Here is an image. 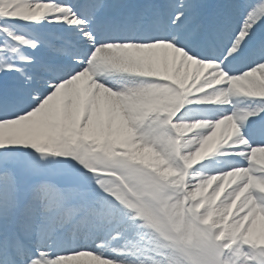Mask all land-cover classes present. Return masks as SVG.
<instances>
[{
	"label": "snow or ice",
	"instance_id": "1",
	"mask_svg": "<svg viewBox=\"0 0 264 264\" xmlns=\"http://www.w3.org/2000/svg\"><path fill=\"white\" fill-rule=\"evenodd\" d=\"M0 264H264V0H0Z\"/></svg>",
	"mask_w": 264,
	"mask_h": 264
}]
</instances>
